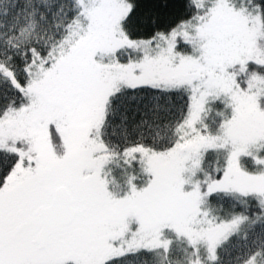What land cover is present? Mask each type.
Segmentation results:
<instances>
[{
    "label": "snow or ice",
    "instance_id": "6c2138e0",
    "mask_svg": "<svg viewBox=\"0 0 264 264\" xmlns=\"http://www.w3.org/2000/svg\"><path fill=\"white\" fill-rule=\"evenodd\" d=\"M0 264H264V0H0Z\"/></svg>",
    "mask_w": 264,
    "mask_h": 264
}]
</instances>
